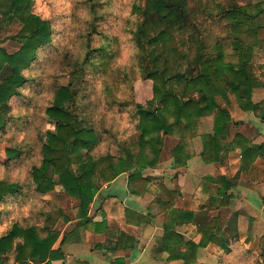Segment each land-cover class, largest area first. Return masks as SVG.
<instances>
[{
	"label": "trees",
	"instance_id": "16d2710c",
	"mask_svg": "<svg viewBox=\"0 0 264 264\" xmlns=\"http://www.w3.org/2000/svg\"><path fill=\"white\" fill-rule=\"evenodd\" d=\"M32 3L33 0H0L6 13L13 11L24 23L20 36L25 39L20 50L14 53H7L0 47V71L6 64L12 67V75L0 84V129L9 120L2 107L20 94L18 88L28 80L23 71L37 59L38 49L52 39L50 22L28 11ZM85 3L89 13L80 33L82 47L74 56L70 82L58 86L53 103L46 108V117L54 122L55 128L45 133L41 163L32 169L37 192L53 191L58 179L65 192L79 201L76 214L81 229L93 221L91 206L103 184L127 173L128 191L135 195L147 193L150 179L143 172L159 163L165 136L179 138L172 152L174 166H187L197 154L193 141L198 134V120L207 115H213L214 127L212 132L201 135L200 156L206 163L220 161L227 150L223 142L229 136L232 120L226 106L231 103V95L243 111L255 112L264 122V99L255 102L252 98L258 78L251 64L256 48L264 54V0L251 4H241L239 0H141L132 8L135 15L134 58L142 79L153 83V97L145 106L113 94L111 106L132 107V117L138 122L136 141L128 145L120 142L116 133H111L119 149L118 155L92 154L91 149L100 142L103 131H110L101 126L99 135L96 128L83 125V121L89 119L82 102L83 88L91 68H97L99 61L105 60L104 51L108 45L105 41L99 43L102 35L100 0H86ZM217 27L221 34L215 32ZM226 43L232 47L233 60L229 59ZM261 86L264 87V81ZM230 150L241 153L244 167L256 154L242 134L236 135ZM19 152L17 148L7 149L11 158ZM211 182L220 184L221 188L210 189ZM204 183L206 193L217 194L221 204L228 205L232 197L228 190L235 185L232 179L208 176ZM161 188L170 201L156 198L153 204L169 215L164 224V247L169 261L182 259L194 264L199 249L209 243L231 250L230 243L238 241V235L232 231L228 236L225 224L218 217L199 224L202 234L199 242L180 236L176 226L193 223L195 214L175 208L171 198L177 193L165 186ZM22 193V184L0 180V204L9 196ZM52 208L56 212L39 211L40 217L45 218L43 225L15 222L0 236V264H9L12 257L17 264H50L64 258L62 244L66 236H61L53 225L61 218L66 223L71 219L63 210ZM3 214L0 205V218ZM105 226V221L95 223L96 230ZM97 248L105 252L112 250L103 245ZM113 264H123V260L117 258Z\"/></svg>",
	"mask_w": 264,
	"mask_h": 264
},
{
	"label": "rangeland",
	"instance_id": "374dc122",
	"mask_svg": "<svg viewBox=\"0 0 264 264\" xmlns=\"http://www.w3.org/2000/svg\"><path fill=\"white\" fill-rule=\"evenodd\" d=\"M85 1L33 0L28 10L50 22L52 39L50 43L38 49L37 59L23 71L28 80L18 88L20 94L13 96L8 105L2 107L3 113L9 120L6 126L0 129V180L22 184L23 193L9 196L1 202L4 214L0 218V235L15 222L23 225H43L45 218L40 217L39 211L47 209L52 213L56 212V209L52 207L63 210L71 219L68 226L62 218L57 220L53 225L54 230L61 233L64 231L67 235L82 230V227L77 225L79 219L76 208L79 201L65 192L58 179L53 191L45 194L37 192L32 181V169L41 163L45 133L55 128L54 122L46 117V108L53 103L58 86L67 85L70 82L74 56L82 47L80 33L86 26L85 19L89 13ZM259 1L261 0H239L241 4ZM100 2L98 12L101 17L102 35L99 43L105 41L108 46L104 51L105 60L103 62L100 60L97 68H91L88 81L83 88L82 102L86 110L85 115L89 117L88 122L83 121V125H91L98 131L102 126L101 129L105 127L110 131H103V135L99 131L101 139L91 149L92 154L100 155L109 152L117 156L119 149L110 134L116 133L120 142L132 145L137 138L138 122L132 117V107L119 109L111 106L110 97L114 94L118 98L136 100L146 106L153 97V83L142 79L134 58L136 49L132 28L135 24V15L132 13V8L134 3H139L141 0H100ZM23 28L24 23L18 15L13 11L6 13L0 6V47L7 53H14L22 47L25 39L20 36V33ZM215 32L222 33L218 27L215 28ZM226 44L229 59H235L232 55V47ZM263 63L264 54L256 48L251 63L258 78V85L254 88L252 97L255 102L264 99V87L261 86L264 81ZM11 75L12 67L9 64L4 65L0 71V84ZM230 99L231 103L226 106L233 120L240 121L242 117L245 119L246 115H242L241 112H248L252 121L260 119L255 112L243 111L233 95ZM222 104L225 105L224 102ZM260 122L259 128L264 133V122ZM198 123V134L193 141L194 147L202 146V134L213 131V115L200 118ZM239 125L240 123L235 124L231 120L228 139L233 138L236 130L240 129ZM252 134H254L253 130ZM178 142V137L165 136L158 168H163L164 164L173 160L172 152ZM8 148H17L20 152L11 158L7 154ZM157 177L161 176L149 179L152 183L161 182L162 180ZM231 243L230 251L219 248L215 243L205 248L201 247L196 264H264V250L259 249V247L262 248V242L252 244V240L247 239L245 242L241 240ZM9 264L17 263L12 257Z\"/></svg>",
	"mask_w": 264,
	"mask_h": 264
},
{
	"label": "crops",
	"instance_id": "0c3cea01",
	"mask_svg": "<svg viewBox=\"0 0 264 264\" xmlns=\"http://www.w3.org/2000/svg\"><path fill=\"white\" fill-rule=\"evenodd\" d=\"M241 114L246 115L245 119L240 118L244 122L233 120L231 115L235 124L240 123V129L236 130L232 139L224 140L227 150L222 153L220 161L204 162L200 156L202 146L196 145L197 154L185 167L176 168L173 160H170L169 166L164 164L163 168H158L157 164L147 168L145 177L161 176L157 178L162 181H150L145 195L128 191L127 173L103 184L91 206L92 223L72 234L67 235L63 231L61 236H66L62 244L64 258L50 264H113L117 258H121L123 264H187L182 259L168 260L169 253L164 247V224L169 215L153 204L156 198L170 201L161 186L177 193L171 198L175 208L190 210L195 214L193 223L176 226L175 230L186 240L199 242L202 238L199 224L218 217L225 224L228 236L233 231L238 235V242L247 239H251L252 244L262 242V248L258 247L264 250V148H260L264 146V133L259 128L261 119L252 121L248 112ZM237 134L244 135L250 149L256 153L246 167L239 151H228ZM208 176H225L235 182L228 190V194L232 195L228 205L223 206L217 194L204 191V180ZM210 185L213 190L221 188L218 183L211 182ZM102 221H105L106 226L96 230L95 223ZM98 245L108 246L112 250L105 252L104 249H98ZM202 248L198 251V258Z\"/></svg>",
	"mask_w": 264,
	"mask_h": 264
}]
</instances>
